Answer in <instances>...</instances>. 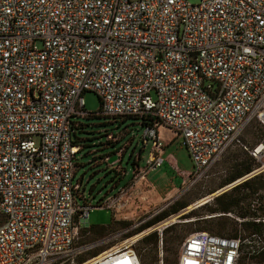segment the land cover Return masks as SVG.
Returning <instances> with one entry per match:
<instances>
[{"label":"built area","instance_id":"2783aa9c","mask_svg":"<svg viewBox=\"0 0 264 264\" xmlns=\"http://www.w3.org/2000/svg\"><path fill=\"white\" fill-rule=\"evenodd\" d=\"M88 92L97 116L142 120L141 180L164 163L161 126L182 139L194 181L233 146L258 165L245 179L264 174V135L242 141L254 123L264 131V0H0V264H76L122 236L79 243L127 188L93 205L75 183ZM138 240L77 264H143ZM241 246L196 232L178 264H238Z\"/></svg>","mask_w":264,"mask_h":264},{"label":"rangeland","instance_id":"374dc122","mask_svg":"<svg viewBox=\"0 0 264 264\" xmlns=\"http://www.w3.org/2000/svg\"><path fill=\"white\" fill-rule=\"evenodd\" d=\"M188 2L196 5L200 0H188ZM85 102L87 113L98 114L101 109V99L97 94L86 93ZM76 121L79 124L75 129L81 128L75 131L77 137L81 138L77 142L83 143L86 147L81 150L76 160L78 168L75 183H80L83 178L82 191L88 201L93 205L101 204L118 195L123 188L127 187L126 193L121 199V209L113 211L107 208H96L93 210L89 221L92 230L87 234L82 231L79 243L87 244L117 231H121L122 236L94 251L81 255L76 259V264L118 245L126 239L144 233H146L144 237L140 238L134 246L136 252L141 256L143 264H178L184 241L196 232L219 235L218 231L221 228H217V225H221L223 232L231 236L238 230L239 237L237 239L244 241L245 246L252 244L253 250H259L264 245V235L248 237L235 223L238 221L235 216H230L231 219L227 222L224 220H215L210 223L194 222L197 218L195 216L184 219V216L191 211L212 202L214 196L217 197L221 192L231 190L228 185L227 188L217 191L221 183L232 173V167L248 158V155L240 147H231L212 167L207 176L194 181V177H190V174L194 172V165L189 152L182 145V139L172 129L161 126L159 138L164 145L161 153L164 159L162 167L149 170L144 180H141L139 177L141 174L137 172L136 178L133 180L134 165H139L141 171L145 172L152 150L151 142L148 146H143L142 138L145 128L142 126V120L93 116L90 118L79 117ZM263 135L264 131L257 123H254L246 131L242 141L249 145L255 144ZM112 153L115 154L112 157L113 162L102 158ZM248 179L243 177L233 184L237 185ZM252 190V188L243 190L241 194L249 196ZM212 191L217 192L209 196ZM258 195L264 197V187ZM182 203L190 205L144 231L136 233L159 215L170 214L173 208ZM262 207L264 208L263 201ZM174 217L176 218L173 221ZM261 219L264 220V211L261 213ZM167 220H171V222L158 230L155 229ZM167 228L170 230L168 233H166ZM96 231H104L105 234L100 236ZM147 232L149 233L147 234ZM152 234H157L158 243L155 242V237L146 241V238Z\"/></svg>","mask_w":264,"mask_h":264},{"label":"trees","instance_id":"16d2710c","mask_svg":"<svg viewBox=\"0 0 264 264\" xmlns=\"http://www.w3.org/2000/svg\"><path fill=\"white\" fill-rule=\"evenodd\" d=\"M93 116L100 117V116H97V114L95 113H88L87 118H90ZM122 119H126V118H122ZM77 129L79 130L81 128L77 127L76 130ZM74 137H75L74 143L75 145L80 147V152H81V150L85 148L86 146L83 145V143L79 144L77 142V140L81 138L77 137L76 134ZM245 153L248 155V158L246 160H243L242 162L235 164L232 167V173L221 183V186L217 190L219 189L222 190L224 188H227L228 185L230 186V184H233L234 182L242 179L243 177L250 174L255 168L258 167L257 163L249 156V154L247 152ZM115 154L112 153V154H109L108 156H103L102 158L108 159L107 161L113 162L112 157ZM77 168H78V164H77ZM139 168H140L139 165L137 166L134 165V170L136 173L139 171ZM80 182H83V178H81ZM262 187H264V174L257 175L251 179H248L246 181H243L237 184L236 186L231 188V190L223 192L222 194L215 197L212 200V202H208L205 205L199 207L198 209L191 211L189 214L184 216V219H190L195 216L197 218L194 222L210 223L215 220H218V221L224 220L225 222H227L228 220L231 219L230 216H235L238 219V221H235V223L237 224L238 227L241 228L243 232L246 233L248 237H251V238L261 237L262 235H264V220L261 219V213L264 211V208L262 207V201L264 203V197H261L258 194L260 191H262ZM251 188L253 190L249 196H244L241 194L243 190H247ZM213 192L215 191H212L211 193ZM189 205L190 204L188 203H182V204H179V206H176V207L174 206L175 208H173L170 214L163 213L159 215L153 221L145 224L136 233L142 232L145 229L151 227L152 225L168 218L170 215L180 212L181 210L187 208ZM218 227L221 228L218 231L220 236L228 237V238H238L239 237V234L237 233L238 230H236V233L233 234V236H231L223 232V227L221 225H217V228ZM169 231H170L169 228H167L166 233H168ZM96 232L100 236H103L105 234L104 231H101V232L96 231ZM152 237H155L154 240L156 243H158L157 234H152V236L151 235L148 236L146 238V241H149ZM241 242H242L241 255H240L238 264H264V245L259 250H253L252 244L245 246L244 241H241ZM166 243L168 244V240L166 241Z\"/></svg>","mask_w":264,"mask_h":264},{"label":"bare ground","instance_id":"6f19581e","mask_svg":"<svg viewBox=\"0 0 264 264\" xmlns=\"http://www.w3.org/2000/svg\"><path fill=\"white\" fill-rule=\"evenodd\" d=\"M229 187H230V186H229ZM217 196H218V195H217ZM175 218H176V217L172 218V220L174 221ZM170 222H171V220H170V221L167 220V221H165L164 223L158 225L155 229L158 230L160 227L166 226V225H167L168 223H170ZM151 231H152V230H151ZM154 231H155V230H154ZM148 233H149V232H147V234H148ZM145 234H146V233L141 234L140 236L134 237V239L138 240V239L144 237Z\"/></svg>","mask_w":264,"mask_h":264},{"label":"water","instance_id":"95a60500","mask_svg":"<svg viewBox=\"0 0 264 264\" xmlns=\"http://www.w3.org/2000/svg\"><path fill=\"white\" fill-rule=\"evenodd\" d=\"M235 185H236V184H233V185H231L230 187L232 188V187H234ZM219 190H221V189H219ZM219 190H217V191H219ZM217 191H215V192H217ZM215 192L209 194V196L212 195V194H214ZM221 193H223V192H221ZM221 193H220V194H221ZM220 194H218V195H220ZM214 197H216V196H214Z\"/></svg>","mask_w":264,"mask_h":264}]
</instances>
